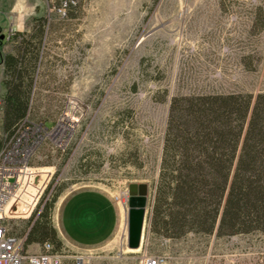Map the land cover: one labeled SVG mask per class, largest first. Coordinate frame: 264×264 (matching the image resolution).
I'll return each mask as SVG.
<instances>
[{"label":"rangeland","instance_id":"1","mask_svg":"<svg viewBox=\"0 0 264 264\" xmlns=\"http://www.w3.org/2000/svg\"><path fill=\"white\" fill-rule=\"evenodd\" d=\"M19 2L0 0L2 55L15 52L9 36ZM41 15L51 25L30 118L52 127L69 98L81 103L79 126L66 146L46 141L34 158L56 170L47 201L62 189L54 226L68 194L102 189L116 202L119 223L108 244L83 247L93 250L94 264H142L146 253L165 256L167 264H264V232L174 239L151 234L149 222L172 97L264 92V0H79L67 17ZM5 92L0 79V138ZM133 183L148 185L147 222L142 245L130 250ZM28 221L11 223L26 229Z\"/></svg>","mask_w":264,"mask_h":264},{"label":"trees","instance_id":"2","mask_svg":"<svg viewBox=\"0 0 264 264\" xmlns=\"http://www.w3.org/2000/svg\"><path fill=\"white\" fill-rule=\"evenodd\" d=\"M50 25L46 15L34 16L29 30L10 35L15 52L2 55L0 50L6 87L0 153L32 120ZM61 191L26 229L12 223L15 232H29L27 243L50 241L57 249L65 247L53 224ZM253 232H264V92L173 96L150 233L176 239L190 233L222 237Z\"/></svg>","mask_w":264,"mask_h":264},{"label":"built area","instance_id":"3","mask_svg":"<svg viewBox=\"0 0 264 264\" xmlns=\"http://www.w3.org/2000/svg\"><path fill=\"white\" fill-rule=\"evenodd\" d=\"M47 13L62 18L68 16V9L79 0H46ZM10 37V36H9ZM83 110V109H82ZM81 103L72 97L55 124L47 121L28 120L26 129L18 137L9 139L0 153V264H94L92 249H57L50 242L27 243L28 231L18 234L14 231L13 219H36L53 190L52 181L56 170L40 167L34 163L40 147L50 141L64 148L70 135L80 123ZM128 197V195H127ZM116 199H121L116 196ZM121 202L124 203L123 199ZM37 245L39 250H32ZM142 264H167L163 255L142 256Z\"/></svg>","mask_w":264,"mask_h":264},{"label":"crops","instance_id":"4","mask_svg":"<svg viewBox=\"0 0 264 264\" xmlns=\"http://www.w3.org/2000/svg\"><path fill=\"white\" fill-rule=\"evenodd\" d=\"M14 11L16 20L11 23V27L23 31L29 28L26 23L30 19L47 11V2L20 0L14 6ZM0 79L3 82V69ZM117 208L108 192L102 189H84L72 192L63 199L54 220L65 245L73 250H84L86 248L83 247L87 246H104L113 239L119 223ZM121 218V225L125 224L124 211L121 212Z\"/></svg>","mask_w":264,"mask_h":264},{"label":"water","instance_id":"5","mask_svg":"<svg viewBox=\"0 0 264 264\" xmlns=\"http://www.w3.org/2000/svg\"><path fill=\"white\" fill-rule=\"evenodd\" d=\"M160 27L148 33L151 34ZM6 34H0V40L3 41ZM129 210H128V246L132 249H138L142 245L144 230L147 222V196L148 185L130 184L129 186ZM150 222V221H149Z\"/></svg>","mask_w":264,"mask_h":264},{"label":"bare ground","instance_id":"6","mask_svg":"<svg viewBox=\"0 0 264 264\" xmlns=\"http://www.w3.org/2000/svg\"><path fill=\"white\" fill-rule=\"evenodd\" d=\"M189 11V8H188V10H187V12ZM187 12H182L180 15H179V19L181 18H184L185 17V13H187ZM188 15V14H187ZM123 203V202H122ZM128 233H129V224H128ZM127 239H128V237H126ZM130 250H133V249H130Z\"/></svg>","mask_w":264,"mask_h":264},{"label":"flooded vegetation","instance_id":"7","mask_svg":"<svg viewBox=\"0 0 264 264\" xmlns=\"http://www.w3.org/2000/svg\"><path fill=\"white\" fill-rule=\"evenodd\" d=\"M1 41V40H0Z\"/></svg>","mask_w":264,"mask_h":264}]
</instances>
